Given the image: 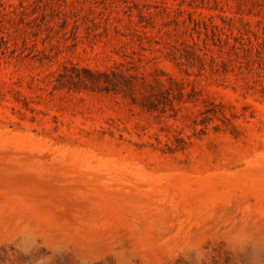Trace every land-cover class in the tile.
I'll use <instances>...</instances> for the list:
<instances>
[{"label":"rangeland","instance_id":"obj_1","mask_svg":"<svg viewBox=\"0 0 264 264\" xmlns=\"http://www.w3.org/2000/svg\"><path fill=\"white\" fill-rule=\"evenodd\" d=\"M0 264H264V0H0Z\"/></svg>","mask_w":264,"mask_h":264}]
</instances>
